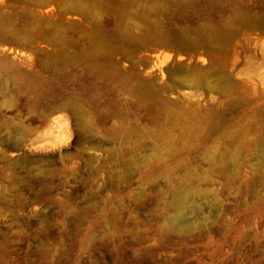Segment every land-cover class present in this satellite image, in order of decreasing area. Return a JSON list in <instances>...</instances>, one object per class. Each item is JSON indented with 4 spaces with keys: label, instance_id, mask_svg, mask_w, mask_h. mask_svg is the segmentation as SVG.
Returning <instances> with one entry per match:
<instances>
[{
    "label": "rangeland",
    "instance_id": "1",
    "mask_svg": "<svg viewBox=\"0 0 264 264\" xmlns=\"http://www.w3.org/2000/svg\"><path fill=\"white\" fill-rule=\"evenodd\" d=\"M263 136L264 0H0V264H264Z\"/></svg>",
    "mask_w": 264,
    "mask_h": 264
},
{
    "label": "bare ground",
    "instance_id": "2",
    "mask_svg": "<svg viewBox=\"0 0 264 264\" xmlns=\"http://www.w3.org/2000/svg\"><path fill=\"white\" fill-rule=\"evenodd\" d=\"M229 37V35L228 34H226V33H217V32H215V33H211L210 35H209V37L207 38V39H204V40H207L208 42H210V43H213V44H218V42H221V41H223V40H226L227 38ZM206 41V42H207ZM258 53V52H257ZM176 67V66H175ZM178 70V69H177ZM211 72V71H210ZM227 73L228 72H226V75H227ZM211 75H213V74H211ZM189 76H190V74H189ZM194 76V75H193ZM190 78V77H189ZM177 79V78H176ZM223 79H224V77H223ZM229 80V79H228ZM220 81H221V79H220ZM222 84V83H221ZM178 87V86H177ZM178 89V88H177ZM225 93V92H224ZM222 94V93H221ZM226 94V93H225ZM262 142L264 143V136H263V138H262Z\"/></svg>",
    "mask_w": 264,
    "mask_h": 264
}]
</instances>
